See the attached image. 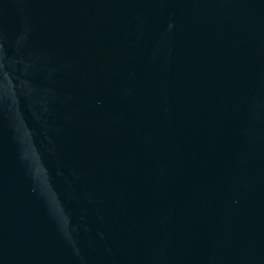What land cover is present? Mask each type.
Returning <instances> with one entry per match:
<instances>
[{
	"label": "water",
	"instance_id": "water-1",
	"mask_svg": "<svg viewBox=\"0 0 264 264\" xmlns=\"http://www.w3.org/2000/svg\"><path fill=\"white\" fill-rule=\"evenodd\" d=\"M0 264H264V0H0Z\"/></svg>",
	"mask_w": 264,
	"mask_h": 264
}]
</instances>
